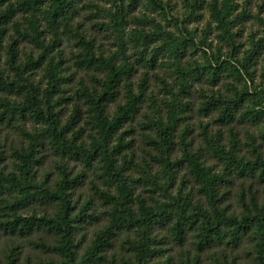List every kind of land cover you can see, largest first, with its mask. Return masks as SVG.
Returning <instances> with one entry per match:
<instances>
[{"label":"trees","instance_id":"obj_1","mask_svg":"<svg viewBox=\"0 0 264 264\" xmlns=\"http://www.w3.org/2000/svg\"><path fill=\"white\" fill-rule=\"evenodd\" d=\"M109 1L114 7L113 12L107 13L110 22L113 21L117 32H123L127 24L126 16L129 8H134L142 1L157 5L161 0H128V4H124L123 0ZM73 2L74 0H0V62L7 25L18 13H23L28 20L29 31L18 30V33L41 49L39 56L20 66L17 63V48L13 42L7 49L6 63L9 69L15 72L18 80H22L24 73L28 70L46 63L47 78L46 87L40 91L34 85L23 87L17 81H6L0 69V90L20 87L25 96V101L21 104L0 99L1 118L11 120L18 114L27 112L36 122L42 124V128L39 129L41 131L37 129L25 132L27 147L15 150L18 171L8 174L0 172V196L7 188L17 191L16 200L3 205L8 209V214L0 211V216L6 217L0 220V231L25 237L34 228L43 227L54 233L57 236L56 243L39 238L34 244L46 252L56 254L59 260L49 259L40 264H93L101 259V252L111 245V238L118 229H124L132 236L127 241L132 257L124 259L122 264L169 263L172 256L166 255V249L159 247L160 241L154 234V228L157 225L167 226L172 240L181 247L180 251H184V254L179 256L180 264H203V256H207L214 248L217 250L214 253L211 252L213 264H228L226 256L222 254L223 246H229V244L236 246L243 241L246 234L252 233L255 258L264 264V202L259 203L255 197H251L248 203L243 200L242 213L229 212L227 206L221 205L219 185L225 179L224 174H217L206 166L198 156L192 153L187 142L182 143L185 157L182 161L187 162V167L194 175L205 202L192 197L191 192L185 194V191L181 189L173 193L171 188L175 179L173 171L175 162L171 160V155L177 144L173 131L179 112L178 106L167 104V121L162 118L155 121L149 120V127L156 134L153 142L156 144L165 176L158 179L157 176L155 178L152 174L148 175L149 179L154 178L150 184L155 187L148 198H143L130 186V177L126 172V168L129 167L126 163L130 160H127V156L122 153L130 146L125 141L126 137L121 129L133 120L139 104L147 96L149 89L147 75L150 70H154L152 73L162 82L165 89L169 86L166 77L171 78L173 86L167 92L173 96V99H178L182 93L190 94L189 89L196 82L206 80L212 86H216L222 78V71L227 70L234 79L243 81L242 89L235 87L233 96L223 100L221 96L208 95L201 90L205 99L201 101L200 111L204 114L218 113L219 120L225 124H230L235 119L258 122L264 117V89L254 87L253 90L248 84V80L252 79L249 66L252 46L245 51L242 61L236 55L238 47L232 29L245 16H248L246 11L235 13L238 7L235 0L210 2L212 21L228 43L227 57L229 58L223 60L220 52L214 51L206 37L197 42L196 32L188 28L184 19L179 20L178 17H173L176 20L175 30H168L160 23H156L154 31H137L126 41L121 36L118 43H120L119 52L123 61L120 63L114 56L97 55L93 50V42L80 36L83 50L80 53L81 66L93 67L104 75L103 78L94 79L97 85L95 89L91 90L84 84L79 87V96L89 105L88 118L91 119L92 124V131L88 135L90 141L87 143L79 141L81 134L75 135L70 126H63L57 113L61 97L56 99L54 97L61 93L60 85L64 77L61 75V60H55L51 52L58 46V31L53 40L46 43V39L41 37L39 24L34 19L36 13L42 12L48 24L55 29L66 27L68 20L75 12ZM197 2L200 0H193L190 6ZM159 8L163 12V20L168 24L170 19L165 10L166 6L161 4ZM145 17V20L149 21V18ZM127 43H131L134 48L136 58L133 62L125 53L128 48ZM151 45L152 49H150ZM189 48L200 52L202 60H192L183 64ZM160 60L166 68V75L162 77L161 72L157 70L161 65ZM136 64L145 68L146 72L141 73L135 90L132 72L137 71L134 68ZM120 87L125 101L117 106L113 115H110L107 112V104L115 100L121 91H118ZM253 94H256V104L245 107V104L249 102L246 101L247 98ZM78 109V104L74 103L73 114L76 118L73 117L69 125L78 121ZM236 113L239 114L238 117H235ZM69 132H71L70 135ZM44 139H48L57 153L75 157L88 168L99 167L100 173L108 184L105 189L97 185L93 186V189L108 205L106 215L109 223L95 235L90 247L81 257H78L76 253L74 233L79 222L88 220L91 215L88 213V202L75 212L76 206L71 193L79 183L80 176H72L66 167L61 166L59 179L53 188L33 180L30 176L32 165L38 159L37 155L39 156ZM234 139L231 140L229 151H221L216 144L214 146L222 153V157L229 166H235L238 170L248 171L251 174L257 172L258 177L264 179V155L258 146L251 141L252 159L238 157L236 139ZM120 159L123 164H120ZM34 201L56 203L58 209L53 214L44 215L32 213L24 216L19 212ZM188 233L192 235L190 240ZM186 244H190V248ZM18 254L16 247L11 245L6 249L4 263L1 264H17ZM159 256L164 258L163 261L160 262L157 259Z\"/></svg>","mask_w":264,"mask_h":264},{"label":"rangeland","instance_id":"obj_2","mask_svg":"<svg viewBox=\"0 0 264 264\" xmlns=\"http://www.w3.org/2000/svg\"><path fill=\"white\" fill-rule=\"evenodd\" d=\"M17 1V0H14ZM193 0H161L157 5L146 4L145 1L138 3L134 8H129L126 16L127 24L123 32H117L110 22L109 12L114 11L109 0H74V14L68 20V26H62L55 29L48 24L47 18L42 12L36 13L34 19L39 24L41 37L45 38L46 43L53 40L56 31H58V46L51 52V56L55 60H61V75L64 77L61 86V93L55 95L54 99L59 98L60 103L57 106V113L63 126H70L75 135L81 134L79 139L89 142V134L92 131L91 119L89 115V105L78 94L79 87L84 84L89 89H95L97 86L94 79L103 78L104 75L93 67L81 66L80 53L82 43L80 36L93 42V50L97 55L104 57H116L118 63L123 61L120 54V37L123 36L125 41L134 35L137 31H154L155 24L160 23L168 30H175L176 20L184 19L188 28L196 32V41L206 37L211 43L214 51L220 52L221 59L229 58L228 43L224 39L222 32L218 29L211 18L210 2L212 0H200L197 4L190 6ZM124 4H128V0H123ZM238 3L237 12L246 11V15L232 29L236 36L237 51L236 55L239 60H243L244 53L251 48V58L249 61L252 79L248 80V84L258 89H264V0H235ZM166 6L165 10L170 22L167 24L163 20V12L160 11V5ZM46 4L44 5V7ZM188 15V16H187ZM147 16L149 21L145 20ZM155 19L156 21H154ZM188 21V22H187ZM18 30L24 32L29 31L28 20L25 19L23 13H18L13 20L7 25V34L4 37V46L1 51L0 69L4 74L6 81H17L21 86H37L40 91L47 85L45 76L46 63H42L31 70L24 73L22 80H18L15 72L9 69L6 59L10 44L15 43L17 48V63L20 66L27 64V61L36 59L39 56L40 48L31 41L23 38ZM126 56L131 62L135 61L133 46L127 43ZM152 49V45L150 47ZM217 56V54H216ZM164 59V58H163ZM232 59V58H231ZM192 60H202L201 53L193 48L183 59V64ZM161 65L157 68L161 72V77L166 75L164 63L160 60ZM137 71L132 72V82L136 90L141 73L146 72L145 68L140 65L134 67ZM156 70V69H155ZM150 70L148 77L149 89L147 96L139 104V108L132 121L125 124L121 131L126 137L125 141L130 146L123 150V154L127 156L126 172L130 177L129 183L134 191L141 194L143 198H148L154 186L150 184L151 180L148 175L162 179L165 174L162 164L157 154L156 144L153 142L155 132L149 127V120L155 121L162 118L167 121V104L178 106L179 112L175 120L176 126L174 139L176 145L171 155V160L175 162L173 171L175 179L173 182V193L178 189L192 193V197L203 202L204 197L198 188V184L187 167V162L182 161L183 158V142L188 143L189 149L195 156H198L206 166L217 174H224V181L219 185L221 195V205L227 206L229 212L242 213L243 202H249L251 197H255L259 203L264 202V179L258 177L257 172L251 174L248 171H240L235 166H229L222 153L217 151H229L231 140L236 139L238 157L252 159L251 141H254L262 154L264 155V117L258 122L251 120H234L230 124L221 122L218 113L204 114L200 111L201 101L205 98L202 96L201 90L208 95L214 94L216 97L221 96V100L233 96L235 87L242 89L243 81L234 79L227 70L222 71L221 80L216 86L204 81L196 82L188 92L182 93L178 99H173L167 90L173 86L170 77H166L169 86L165 89L162 82L157 79ZM172 77V76H171ZM173 79V77H172ZM97 88V87H96ZM21 88H6L0 90V99H5L11 103L21 104L25 101L24 92ZM122 88H118L120 91ZM253 94L247 98L249 101L245 104L253 106L256 104L257 98ZM123 90L117 94L115 100L107 104V112L113 115L117 106L123 103ZM182 101V102H181ZM74 103L78 104V121L68 124L74 115ZM241 111V110H239ZM239 114L236 113L235 117ZM76 118V117H75ZM72 121V120H71ZM42 124L36 122L30 113L18 114L15 118H1L0 115V172L8 174L17 172V155L15 150L27 147L28 142L25 132L41 131ZM69 130V129H68ZM71 131V132H72ZM69 132V135L71 134ZM79 133V134H78ZM234 139V140H235ZM218 148H215V145ZM32 165L30 176L33 180L44 183L46 186L53 188L60 176V167H66L72 176H80L79 183L72 190L73 203L76 206L75 212H78L88 202V213L91 215L86 221H80L75 233L74 242L76 244L77 256L81 257L90 247L95 235L103 229L109 222L106 215L107 204L103 202L94 191L93 186H99L102 189L108 187L105 177L100 173L99 167L88 168L81 160L75 157L65 156L57 153L48 139H44L40 146L39 156ZM120 164H123L120 159ZM158 189V188H157ZM156 189V190H157ZM243 197V199H242ZM17 191L6 189L0 196V211L8 214V209L3 207L4 203L16 200ZM244 200V201H243ZM58 209L56 203H43L34 201L21 210L24 216L36 213L37 215L53 214ZM1 213V212H0ZM6 217L0 216L1 219ZM154 234L159 240V247L166 249V255L172 256V260L165 264H180L179 256L184 254L180 251L181 247L172 240L169 228L167 226L157 225L154 228ZM131 234L124 230L118 229L111 238V245L105 247L101 252V259L96 260L93 264H122V261L132 257V252L127 245V241ZM191 233H188L189 240ZM132 237V236H131ZM39 238L47 242L56 243L57 236L43 227L34 228L28 235H10L0 231V264L4 263V254L6 249L11 245L16 247L18 254L17 264H40L42 261L49 259L59 260L54 253L46 252L36 246L34 243ZM253 234L248 233L243 237V241L238 245H224L222 254L226 256L228 264H262L257 258L253 250ZM187 247L191 246L186 244ZM190 248V247H189ZM217 248L211 252L214 253ZM211 252L203 256V264H213ZM160 262L163 257L157 258Z\"/></svg>","mask_w":264,"mask_h":264}]
</instances>
